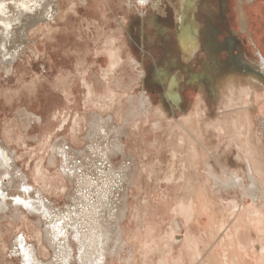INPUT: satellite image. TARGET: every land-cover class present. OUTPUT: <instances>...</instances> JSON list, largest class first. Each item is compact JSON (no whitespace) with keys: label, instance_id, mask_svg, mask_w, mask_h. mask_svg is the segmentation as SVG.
Masks as SVG:
<instances>
[{"label":"rangeland","instance_id":"rangeland-1","mask_svg":"<svg viewBox=\"0 0 264 264\" xmlns=\"http://www.w3.org/2000/svg\"><path fill=\"white\" fill-rule=\"evenodd\" d=\"M18 3L2 1L8 6L1 15L10 17L6 26L12 29L10 33L2 30L0 21V144L8 154L7 169L12 178L5 190L9 193L7 200H11L13 195L23 193L21 184H27L32 200L42 197L52 213L46 217L26 207L15 209L12 203L0 210V264H22L13 252L14 241L21 234L33 245L39 260L63 264L55 259L46 233L55 215L65 221L59 220L64 228L58 237L59 242L65 238L69 264H80L83 251L75 231L77 227L83 230L86 222L78 217V211L74 212L83 208L79 189L86 179L99 182L105 178L99 175L108 172L121 176L110 185V206L95 208L99 223L109 229L105 255L97 264H264V185L259 183L261 192L251 197L244 187H224L215 181L217 176L227 177L219 162L223 151L228 153L223 160L228 173L237 171L247 186L250 171L262 176L264 170L256 169L250 159L251 167L248 158L257 156L264 169V131L254 127L260 138L254 146L243 128L236 133L227 128L223 134L212 124L222 118L223 111V118L230 121L228 115L251 105L219 106L215 77L191 81L186 69L201 68V59L196 65L192 60H182L180 67L172 68L173 73H183L186 78L180 88V106L169 101L154 74L164 65L163 42L167 37H156L151 43L146 40L142 46L141 21L153 8H138L136 0H50L45 8L51 11L32 24L27 22L28 15L43 8L35 3L36 7L26 10L23 17L18 14ZM211 3L213 0H198L201 10ZM165 6L172 9L170 0H163L160 7ZM153 11L155 18L161 15ZM172 18L167 23L169 31L175 28ZM200 21V25H207L203 18ZM225 21L221 22L224 27H216L222 69L229 64L235 66L242 55L255 51L253 47L246 50L245 39L228 41L235 30ZM122 37L130 47L129 68L136 77L118 92L112 91L117 71L111 70V63L112 52ZM20 39L25 42L15 53L5 54ZM255 44L262 50L261 42ZM251 61L244 65L251 67ZM202 62L213 63L208 57ZM142 70H146L143 81ZM82 77L92 82L98 79L103 85L96 93H89ZM130 95L133 97L128 101ZM142 95L150 100L151 112L148 104L142 108L135 101L132 105L134 97ZM159 105L165 107L166 115L157 113ZM125 107L134 108V115L129 117ZM254 112L257 121L264 120V113ZM93 116L102 128H91ZM185 118L193 119L189 126ZM203 119L210 125L201 128ZM156 120L162 122L155 128ZM195 122L198 132L193 128ZM148 129L149 134L144 136ZM100 169L104 170L101 174ZM2 171L0 168V176L8 178ZM242 227L250 240L246 246L236 237Z\"/></svg>","mask_w":264,"mask_h":264},{"label":"bare ground","instance_id":"bare-ground-1","mask_svg":"<svg viewBox=\"0 0 264 264\" xmlns=\"http://www.w3.org/2000/svg\"><path fill=\"white\" fill-rule=\"evenodd\" d=\"M2 1L3 0H0V21L3 23L2 30L5 31L6 33H10L12 29L9 30L8 28H6V26L10 25L11 19L10 17L9 18L2 17L1 15L3 13H6L7 11L6 9L8 6L2 4ZM18 1L19 3L17 4V7L20 8V10L18 11V14L23 15V17L24 15H26V12H25L26 10L29 9L32 11V8L36 7L35 3L39 2L41 7L43 8L41 10L34 11L32 15H28V19H29L27 21L28 24H32L35 21H38L45 12L46 14H48L51 11L50 7L45 8V5L49 4L50 0H18ZM108 1L109 0H107V2ZM136 1L138 3L137 5L138 8L141 7L143 9L144 7L149 6L153 8V10L155 11L157 10L158 13H161L162 15V16L156 15L157 18H155L154 13H153L154 11L150 10L151 14L145 18H142L141 37H142V46L145 45L146 40L147 42L151 43V42H155L156 37L158 39H161L163 37L162 35H166L167 37V40L163 42L165 43L164 50L166 52L162 60L163 61L162 63L164 65L160 68H156L154 72V74L156 75L155 80L159 81L163 85L162 87L165 90L164 92H165L166 98L169 101L170 100L173 101L175 104H177V106H180L181 101L183 100V98L181 97L182 93L180 92V88L184 86L182 81L186 78V75H183V73H179V72L173 73L174 71L172 68L180 67L184 61L189 62L190 60L194 61L196 65V62L201 59L200 61L201 68L200 66L199 67L194 66L193 67L194 70H190L189 68L186 69L188 77L190 78L191 81H195V80L197 81L199 80L200 77H204V76L211 77L212 79L213 77H215L214 91H216V93L218 94L217 95L218 103H220L219 101L221 100V104H219V106L220 105L225 106V104L227 103L230 104V106H228V104L226 105L229 108H231V105L233 107L238 106L240 104H250L251 105L237 112H235V110L233 111L234 108H232L231 111L235 113L232 115L228 112L230 114L228 115V117L234 118L232 122H230L232 118H230L231 119L230 121H228L229 119L225 120L223 118L224 117L223 115L225 114V112L223 111V115H221L222 118L216 117L218 118V120L216 121L214 119L216 122L214 121L212 124L213 125L215 124L216 127L223 134L225 133L224 131H226L227 128L228 129L231 128V130L234 133L239 132L243 128L244 130L248 131V133L253 139L251 140L252 144L256 146V142H260L259 140L260 138L258 137V132H259L258 129L259 130L261 129L262 131H264L263 118H259L257 121V118L255 117V114H254L255 113L254 109L256 110V112H259L262 114L264 113V90H263V85H264V82H263L264 80V55H263L264 53V2L263 0H260L258 2L254 1L250 6H249L250 3L247 4L246 0H224L223 4L219 3V0H213V3L206 4L205 8H203L202 10L198 4V0H175V3L173 4H172V1L170 0L172 9L170 7L168 8V6L161 8L160 6L163 3V0H136ZM251 1L252 0H248V2H251ZM225 5H227V8L229 9V12L226 15L224 14ZM224 15H225V18L227 19V22H229L230 28L234 27L232 23L237 24L238 22L237 19L240 20L239 24H237V29L235 30L237 34L235 38L245 39L246 42L244 43H246L245 45L247 46L246 50L249 51V49H251L252 47L255 48V51L251 50L249 52L251 53V55H248V54H247L248 56L242 55L239 59L236 60L237 62L234 64L235 66L232 67V65L229 64L228 66H226L227 69H222L220 66L221 62L219 63V60H218V53H220L219 52L220 50L218 51V40H221V39L220 37H217L215 34L216 27H220L221 25H223L221 24V22H222V16L224 17ZM238 15H239V18H238ZM172 17H174L175 28L169 31L167 23L171 19H173ZM17 18H20V17L18 16ZM201 18L204 19V23H207L206 26H204V24H202L203 26L200 25ZM21 20L23 19L21 18ZM163 21H165L166 24ZM171 22L172 20L170 21V23ZM24 23L22 25L25 26L26 24ZM221 27H224V26H221ZM160 33H163V34H160ZM228 38H229L228 41L230 42L235 41V38L233 40V36L231 34L229 35ZM255 41L262 43V50L261 48L256 47ZM24 42H25L24 39H20L17 44L15 43V45H13V47L7 48L5 54L9 52V54L13 55L15 53L14 50H16V48H18V46H21L20 44ZM249 45H252V46L250 47ZM130 54H131V50L127 44L126 39L124 37L120 38L119 45L116 46V50L112 52V56L114 57V59L111 63V70L117 71L114 73L116 76L115 77L116 80L112 81L115 87L114 89H112V91L116 90L118 92H121L122 88L129 85V83H133L132 81L135 80L136 74L131 75V72L133 70L129 68V66L130 67L132 66L131 64L132 62L131 60H129V57H132L130 56ZM205 57H208L209 60L213 61V63L211 64L210 62L209 63L206 62L204 64L202 62V58H205ZM122 59H126V60L122 61ZM250 59L253 60L251 61L252 66L246 67L244 64ZM132 61H133V58H132ZM223 61H226V60H223ZM154 66H156V63ZM195 69H197V71ZM198 71H202V72H198ZM222 73H224V76H220V74L222 75ZM145 74H146V70H142V77L145 76ZM141 80L143 81L144 77ZM83 81L85 83L84 86L85 88L88 89L89 93H93L97 91L99 86L103 85V83L100 82V80L98 79L95 80L94 82H92L90 79L91 81L90 82L89 79L84 77ZM221 95L223 96L222 98L220 97ZM132 97L133 95H130L128 98V101H130V98ZM143 97H144L143 95L141 96V98L139 96H135L133 99L134 101L132 102V105H134L135 101L138 104H141L142 108L146 104H148L147 109L149 110V112H151L152 107H151L150 100L144 99L145 97L144 98ZM179 99H180V102H178ZM200 99H201L200 100L201 102L204 101L203 95L201 96ZM198 105H199L198 106L199 108L201 105L200 104ZM224 106L222 107V109L224 108ZM158 108L160 109V112H157L158 114H165V110H164L165 107H163L162 105H159ZM125 109L130 115L129 117L134 115L132 114L134 113L133 112L134 108L127 109L125 107ZM226 115H225V118H227ZM167 119L168 117L166 118V120ZM185 119H186L185 120L186 126H189L190 125L189 122H191L190 120L192 118L190 119L185 118ZM91 122H92L90 125L91 128L92 126L93 128L103 127V125L99 123V121L97 120L96 116H93ZM160 122H162V120H156V122L154 123V127L156 128L158 126H161ZM196 122L193 128L198 132L199 127L196 126ZM200 125H201V128H202V125H204V127L209 126L210 125L209 120L203 119ZM255 126L258 129H254ZM183 128H184V125H183ZM149 129L144 134V136L149 134ZM105 130L106 129H103V131ZM196 135H199V134H195V136ZM236 136H239V134H236ZM192 137H193V134H192ZM145 144H147V141H145ZM148 145L150 144L148 143ZM245 147H248V146H245ZM242 148L243 147H241V149ZM250 151L253 152V149H251V147H250ZM105 153H103V155ZM226 154L228 153L226 151H223V153L220 155L219 162H221L220 164L224 167L225 172L227 173V177H223V178H220L218 176L215 177L216 184H221L224 187H230V186L231 187L233 186L244 187L246 188L245 189L246 193L249 196L256 197V195H259L257 194L258 191L261 192L260 190H258L260 188L259 183H262L264 185V171L262 172V176L260 177L258 175L254 176L250 171L249 172L250 183H248L249 185L247 186V183L244 181V178L241 177L237 171L232 172L230 170L228 173V169L225 167L224 165L225 163L223 162ZM106 157H107V154H106ZM197 157L198 156L196 155V159ZM248 159H249L248 161L249 165L253 161L251 165L255 164L256 169L264 170L261 166H259L260 162L257 156L252 155L251 158H248ZM250 159L252 161H250ZM9 166H10V163L8 161V154L7 152L3 150L0 144V168L3 170L2 173L8 176V178H3L0 176V210H5L9 208L8 203H12L15 209L26 207L32 211H37L40 214L46 217H49L50 213H52L50 206H48L47 203L42 200V197H37V200L35 201L32 200L27 184H23V183L21 184V186L24 188L23 193L13 195L11 200H7L9 193L5 190V187H7L8 185L7 183H10L12 179L11 171L7 169ZM241 167L242 166L240 167L238 166V168H241ZM103 172L104 170L100 169V174ZM120 176H121V173L119 172L116 175H113V172L112 173L108 172L104 176L99 175V178L105 177L104 179H102V181H99V182L95 180V183H93L91 180L86 179V181L83 183V185L79 189V191H82L80 198L82 199L83 208L81 210L75 209L74 212L78 211V217L82 218L86 222L82 226L86 228V229L84 228L85 230L84 229L81 230L82 228L79 229L77 227L75 231L77 233V238L80 242L79 248L82 249L83 251L82 254L79 255L80 264H97V262L101 260V257L105 255V250L107 249L106 239L108 237L106 233L109 232V229L102 226V224L99 223V219H98L99 216L96 215L97 210H95V208H97L100 205L104 206L105 208H108L110 206V203H109L110 202L109 195L111 191L110 185L111 183L116 182V179L119 178ZM93 193H95V195H93ZM91 197H92V200H91ZM59 220H62V219L57 215L50 218L49 222L51 223V227L46 230L47 239L50 242H52L51 245L53 246L55 259L59 260L60 263L69 264L70 261L68 257L70 254H68L65 250L66 248L64 244L65 238L62 242H59L61 238L58 237V234L61 233L62 228H64V224L59 223ZM62 222H65V221L62 220ZM77 223L75 224L77 225ZM242 228L237 229L236 237H237V240L240 242V245L246 246L249 244L250 240L248 238V234L246 233L244 228L243 229ZM67 232L68 230L64 231V233L66 234V237H67ZM13 246H14L13 252L17 253V256L19 257V260L21 261L22 264H46L45 262L38 259L35 248L33 247V245L28 243V241L22 234L19 237H17V239L14 241ZM56 247H58L57 251H55ZM51 264H55V263L51 262Z\"/></svg>","mask_w":264,"mask_h":264},{"label":"crops","instance_id":"crops-1","mask_svg":"<svg viewBox=\"0 0 264 264\" xmlns=\"http://www.w3.org/2000/svg\"><path fill=\"white\" fill-rule=\"evenodd\" d=\"M254 1H256V2H258V1H260V0H252L251 2H248V0H246V3L248 4V3H250L249 4V6L254 2ZM263 2H264V0H263ZM238 4V3H237ZM234 10V9H233ZM229 12V9L227 8V5H225V10H224V14L226 15L227 13ZM225 15H224V17L222 16V22L224 21V19L226 20L225 22V24L226 25H229V22H227V19L225 18ZM238 18H239V15H238ZM238 20V22H237V24H239V22H240V20L239 19H237ZM237 24L236 23H232V25L234 26V27H232L234 30H236L237 29ZM230 26V25H229ZM215 34H216V32H215ZM232 36H233V40H234V38L237 36V34H236V32H235V34L233 35L232 33H230ZM216 36H217V34H216ZM232 38V37H231Z\"/></svg>","mask_w":264,"mask_h":264}]
</instances>
